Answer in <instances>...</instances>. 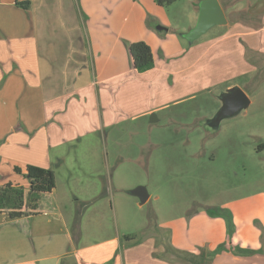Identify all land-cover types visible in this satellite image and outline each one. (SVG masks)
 <instances>
[{
    "label": "crops",
    "instance_id": "obj_1",
    "mask_svg": "<svg viewBox=\"0 0 264 264\" xmlns=\"http://www.w3.org/2000/svg\"><path fill=\"white\" fill-rule=\"evenodd\" d=\"M18 1L0 0V185L29 186L23 172L35 165L53 170L55 187L34 213L0 212V264H264V194L165 221L162 239L157 231L83 238L68 225L75 207L94 203L98 191L86 198L56 180L71 147L121 121H157L217 87L242 90L249 105L257 91L245 87L264 80V0H222L228 14L218 0L225 20L193 39L170 22L154 32L143 11L129 20L123 10L89 9L84 0H29L27 9ZM194 21L192 14L189 27ZM133 41L149 45L152 68L132 67ZM221 211L232 216L231 235ZM203 250L214 252L211 263L194 258Z\"/></svg>",
    "mask_w": 264,
    "mask_h": 264
},
{
    "label": "rangeland",
    "instance_id": "obj_2",
    "mask_svg": "<svg viewBox=\"0 0 264 264\" xmlns=\"http://www.w3.org/2000/svg\"><path fill=\"white\" fill-rule=\"evenodd\" d=\"M200 1L84 0L83 6L120 9L130 14L129 20L143 11L154 32L167 22L189 32L197 24ZM258 87H245L257 95L233 113L222 112L223 93L217 87L171 106L157 121L151 115L124 120L71 147L56 171L58 186L86 198L99 195L94 203L75 207L76 221L68 225L72 234H118L122 239L157 231L162 239L159 233L168 231L159 226L165 221L264 194V80ZM138 185L151 195L142 204L130 193Z\"/></svg>",
    "mask_w": 264,
    "mask_h": 264
},
{
    "label": "trees",
    "instance_id": "obj_3",
    "mask_svg": "<svg viewBox=\"0 0 264 264\" xmlns=\"http://www.w3.org/2000/svg\"><path fill=\"white\" fill-rule=\"evenodd\" d=\"M158 4H170L174 0H156ZM30 1L23 0L16 2V5L27 9ZM127 49L131 59L132 67L137 71H146L154 66V58L152 51L144 41H133L127 43ZM14 171L21 173V169L14 167ZM23 176L29 181V186L25 187L10 182L0 185V212H6L9 218H16L24 213H34L40 206L41 199L53 191L55 187V176L50 168H43L35 165H26ZM221 216L225 219L227 234L232 232V216L227 211H221ZM124 235L125 239L130 238ZM224 244H221L219 250ZM214 253V252H213ZM205 250L201 251L194 258L208 256L211 258L213 254Z\"/></svg>",
    "mask_w": 264,
    "mask_h": 264
},
{
    "label": "water",
    "instance_id": "obj_4",
    "mask_svg": "<svg viewBox=\"0 0 264 264\" xmlns=\"http://www.w3.org/2000/svg\"><path fill=\"white\" fill-rule=\"evenodd\" d=\"M224 20V12L218 0H201L197 24L187 33V37L192 39L196 38L213 24L221 23ZM156 29L159 31L165 30V27L157 25ZM222 98L224 101L222 112L226 114L239 110L249 102L245 93L240 89H235L229 93H223ZM151 120H155L154 115H151ZM130 193L137 196L141 204L148 198L145 187L141 185L134 187Z\"/></svg>",
    "mask_w": 264,
    "mask_h": 264
}]
</instances>
